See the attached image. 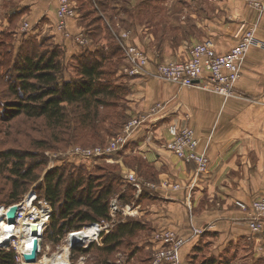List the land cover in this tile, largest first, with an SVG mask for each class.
<instances>
[{"label": "rangeland", "instance_id": "1", "mask_svg": "<svg viewBox=\"0 0 264 264\" xmlns=\"http://www.w3.org/2000/svg\"><path fill=\"white\" fill-rule=\"evenodd\" d=\"M242 1L255 14L264 16V10L254 8L255 6L250 0ZM193 2L194 0H72V6H76L79 17L78 19H71L68 22V28L71 21H77L81 16H84V18L86 16L88 18L84 22L86 33L84 30L72 33L70 28L67 32L62 31L60 28L61 20L58 15V5L57 31L62 35L64 40H68L78 48L86 50L85 53H79L73 58H67L63 47L55 42L49 32L34 34L37 28H41V21L35 25H31L30 21L20 18L15 20L16 28L14 34L11 35L9 31H3L0 34V207L8 209L12 205L20 204L33 189L43 188L40 191H43L41 193V196H43L44 188H46L45 175L49 171L54 170L55 172L58 170L59 173L55 175L56 177L64 174L63 191L73 182L76 183L77 180H81L82 178L84 183L76 189L75 193L79 197H85L88 193L86 188L90 180L93 181V193L99 194V192L109 186V179L116 178L114 193L109 197L110 204L113 200H117L120 209L118 213L111 216L109 206L110 222L115 223L113 231L117 225L128 221L140 222L144 228L139 230L134 236L124 238L121 245L112 252H108L104 248V238L107 235L95 243L86 254L81 250H85L91 245L84 247L77 244L75 248H71L68 257L72 264H155L157 255L160 260L159 264H161L162 259L172 249L176 251V261L174 263L172 260L164 261L163 264H176L177 261H179L178 264H204V262L209 264L211 260L214 264H259L254 263L255 251L250 241L239 240L233 242L225 251L223 250L222 253L217 254L206 243L202 242L199 246L197 245L199 241L193 242V238H198L204 234V228L198 229L191 226L190 235L192 237L188 238L182 235L180 231L178 232V230L160 226L154 220L156 219V214L158 215L159 212L155 209V205L159 201H162L159 198L160 196L163 199L165 197L171 199L173 197L177 198V194L182 193L186 195L188 202L193 198V187L190 188L189 185L184 186L182 184L186 181L179 177L177 172L180 169L176 165H172V162L168 160L169 157L164 160L168 164L162 166L157 164L161 159L165 158L162 155H156V158L160 159L158 161L156 159L155 161L153 159L148 160L149 157L147 155L153 148L152 144L148 143H161L162 145H159V147L162 150L166 151L172 158L178 159L179 162L181 161L188 165L186 166L188 169H194L190 168L191 166L189 165H195L197 175L207 173L210 159L208 157L207 145L205 147L201 146V140L195 128L184 122H170L168 119L170 114L163 115L165 104H157L146 114L143 112L138 113L132 108L129 99L134 94L132 83L136 81L137 77L150 74L160 78L157 75L158 65L189 61L194 46L203 43L205 40H211L214 43L218 54L228 55L240 44L241 37L252 36L256 43L247 49L238 63L240 75L232 83L233 89L230 96L216 92L214 85L208 80L205 82V84H208V89H205L203 86L200 87L199 80L195 82V86L186 87L185 89H201L222 97L228 103V107L230 106L233 110L231 114L232 123L238 124L235 127L236 134L241 135L245 140L254 142V145L250 144L249 146H255L257 138L259 140L264 139V92L263 96L247 97L239 94L237 91V84L243 77L242 69L244 68L243 64L245 63L248 51L254 46L264 48V42L257 38L256 34L258 33H256L257 27L255 24L241 22L236 33H234L236 44L226 53L218 50L212 38L201 42L198 40L193 45L185 46V49L181 52L174 51L182 59L156 64L152 72L153 74L147 72H149L154 59L152 60L148 51L140 46L142 44L135 43L133 40L132 42L130 41L132 36L137 35L136 38L138 39V37L144 35V30L146 29L143 32L140 27L145 24L149 35H151L150 40L154 38V41H151L157 50L158 46H161L163 42H174L175 44L177 42L178 44L184 42L186 44L187 41H190V36L183 32L182 22L187 23L190 15L188 7ZM7 7L10 8V6ZM227 21L228 24H233L232 21ZM94 30H96V34L92 36L91 31ZM127 32L130 33V36L124 39L122 35ZM90 37L94 40L92 41ZM195 37L200 38L199 36ZM85 40L87 42L83 43ZM23 45L25 46L23 48V56L27 53L35 55V49L41 55H50L53 52H58L61 63L59 81L63 83L81 81V63L92 62L90 60L99 61L104 72H106L104 80H109L113 86L112 88L119 89L118 96L120 95V97L109 99L112 105L106 108L101 107L98 119L92 124L90 120L83 122L78 117L81 113L80 105H67L65 107L67 121L58 126L50 125L46 118H29L23 115L8 120L9 112L6 109L9 107L7 106H10L17 100L15 95L10 93L9 89L13 83L18 84L16 81L18 72L14 63L18 59L17 56ZM132 45L144 52L149 63L147 62L145 65L138 66L130 59H127V48ZM86 53L90 54L87 55ZM84 56L86 59H83ZM161 80L172 84L163 79ZM172 85L175 84L173 83ZM177 87L184 89L179 86ZM240 107L244 108L241 114L239 113ZM156 108L159 110L155 115L153 114V110ZM183 117L177 120H187ZM134 121H138V123L130 130V142L121 151L112 154L111 160H88L87 158H75L71 156L70 153L76 148L82 150L107 148L115 139L122 138L119 136L124 135L125 131L127 132V128ZM258 121L260 124H257ZM172 126L189 128L194 131L199 141L198 152L207 156L208 164L206 167H200L195 162L181 160L169 149L171 137L168 130ZM166 132L169 135L167 139L164 136ZM156 140L157 142H155ZM9 152H19L25 156V159L23 161L14 159L12 158L13 154H8ZM255 153L254 149L250 154H245L253 156ZM17 169H21L22 172L32 169V176L35 180H32L33 178L21 179L15 172ZM131 174L135 176L137 183L141 184V188H136V183L130 178L128 179V176ZM161 175H163L164 179H162ZM15 181H20V184H18L21 185L19 191L24 193L18 202H13L12 198L15 193ZM263 195L264 190L249 203L236 200L233 204V206L240 210L250 213L251 218L248 221V226L254 235L261 234L264 229L261 232L253 231L251 225L253 214L243 210L238 205L241 203L253 204L255 201L261 199ZM54 212V217H57V211L54 210ZM146 216L147 219L151 220L148 221ZM189 216L192 218V215ZM53 222L54 220L51 223L50 220L48 221L49 225H47L49 227L45 230L43 236V246L42 252L39 253V261L58 254L61 251V247L67 243L70 234L79 232L89 226L85 225L79 229L73 227L61 238L58 233L53 231ZM168 234H170L169 237H167ZM171 236H173L174 241L172 242L176 246L182 242L178 248H173V243L168 242V238ZM17 243L18 239H15L13 243L0 249H3L4 253H16L15 264H20L15 248ZM191 244H194V247L197 245V247L193 249L192 253L187 255L188 259L185 260L186 257L183 255L184 249ZM73 249H75V252H73ZM68 258L62 264L67 263ZM43 262L44 264H49L45 261Z\"/></svg>", "mask_w": 264, "mask_h": 264}, {"label": "crops", "instance_id": "2", "mask_svg": "<svg viewBox=\"0 0 264 264\" xmlns=\"http://www.w3.org/2000/svg\"><path fill=\"white\" fill-rule=\"evenodd\" d=\"M57 6V0H0V34L3 31L14 34L15 20L20 18L30 21L31 25L41 21L42 29L37 28L34 34L49 32L55 42L63 47L67 58L85 53L86 50L64 40L57 31ZM188 11L190 15L187 23L182 22L183 32L190 36V41L186 44L177 42L176 45L174 42H163L157 50L152 43L154 38L150 40L151 35L145 24L140 27L141 31L146 29L142 37L138 39L137 35L131 37V42L133 40L135 43L142 44L140 46L148 51L152 60L154 59L147 73L153 74L156 64L182 59L174 51L181 52L185 46L193 45L198 40L201 42L212 38L220 52L230 51L236 44L234 33L241 22L255 24L257 38L264 42V16L255 14L242 0H194L193 4L188 7ZM227 20L232 21L233 24H228ZM84 22V16L77 21H71L70 31L78 33L84 30L86 33ZM243 66V77L237 84L238 93L247 97L263 96L264 48L251 47ZM132 85L134 94L129 100L135 111L146 114L157 104H165L163 115L170 114L168 117L170 122H184L195 128L201 140V146L207 145L210 159L207 173L197 175L195 165H189L194 169H188L186 167L188 165L172 158L162 150L159 147L162 144L157 140L155 141L157 144L148 143L153 147L147 155L148 160L158 161L160 159H157L156 155H162L165 158L157 163L162 166L168 164L164 160L169 157L168 160L172 162V165L180 169L177 172L179 177L186 181L182 184L193 187V198L188 202L186 195L182 193L177 194V198L171 199L167 197L163 199L160 196L162 201L155 205V209L159 212L154 220L160 226L178 230L188 238L192 237L190 235L191 226L198 229L204 228V234L193 238V242L199 241L197 244L199 246L204 242L217 254L225 251L233 242L250 241L255 251L254 263L262 262L263 264L264 231L261 234H252L248 226L250 213L240 210L233 204L236 200L249 203L264 190V139L257 138V144L249 146L254 145V142L245 140L241 135L236 134L235 127L238 124L232 123L233 110L220 96L196 88L179 89L150 74L137 77ZM243 110L244 108L240 107L239 113L241 114ZM182 116L187 120H177ZM257 124L260 122L258 121ZM164 136L166 139L169 138L167 132ZM254 149L256 153L253 156L245 154H250ZM161 176L164 179L163 175ZM189 215H192V218ZM197 245L194 247V244H191L184 249L185 260Z\"/></svg>", "mask_w": 264, "mask_h": 264}, {"label": "trees", "instance_id": "3", "mask_svg": "<svg viewBox=\"0 0 264 264\" xmlns=\"http://www.w3.org/2000/svg\"><path fill=\"white\" fill-rule=\"evenodd\" d=\"M85 20H88L86 16ZM95 32L96 30L91 31L92 36L96 34ZM24 47L23 45L17 56L18 59L16 58L17 60L14 63L18 72L16 78L18 84L13 83L9 89L17 100L7 106L9 107L6 109L9 112L8 120L23 115L29 118H46L50 125L58 126L67 121L65 111L67 105H80L81 113L78 117L83 122L90 120L92 124L98 119L101 107L106 108L112 105L109 99L120 97V95L118 96L119 89L112 88L110 81L104 80L106 72H104L99 61L90 60L92 62L81 63L80 75L82 80L63 83L59 81L61 63L58 52H53L50 55H41L35 49V55L27 53L23 56ZM11 153L9 152L8 154ZM12 154V158L19 161L25 159V156L19 152ZM8 158L10 157L8 156ZM32 171V169H29L22 172L21 169H17L15 172L23 180L28 178L35 180L32 176ZM58 173V170L55 172L53 170L45 175L46 188H44L43 196H41L43 191L40 192L43 188L36 190L39 199L47 203L53 210V215L50 218V223L54 220L53 231L62 238L73 227L79 229L85 225L99 222V220L110 219L109 197L114 193L116 178L109 179V186L104 188L99 194L93 193V181L90 180L86 188L88 193L85 197H79L75 193L76 189L84 183L82 178L77 180L76 183L73 182L63 191L64 174L56 177L55 175ZM18 184H20V181H15V193L12 196L13 202H18L24 194L19 191L21 185ZM54 210L58 213L57 217H54ZM141 229L144 228L140 222L128 221L120 223L111 234L104 238V248L108 252L114 251L121 245L124 238L134 236ZM93 246L94 244L81 251L86 254ZM73 250L75 252V249ZM16 258V253H4L3 249H0L1 264H15ZM209 262V264H214L212 260ZM206 263L204 262V264Z\"/></svg>", "mask_w": 264, "mask_h": 264}, {"label": "built area", "instance_id": "4", "mask_svg": "<svg viewBox=\"0 0 264 264\" xmlns=\"http://www.w3.org/2000/svg\"><path fill=\"white\" fill-rule=\"evenodd\" d=\"M58 1V15L61 20L60 28L62 31H68V22L71 19H78V11L76 6H72V0H57ZM252 4L255 6L254 8L264 10V0H250ZM263 7V8H262ZM130 36V33L127 32L122 35L124 39H127ZM240 44L232 50L230 54L220 55L217 53L214 43L211 40H205L203 43L195 45L191 52V59L189 61H180L176 63L170 64H160L157 66V75L170 83H174L175 85L179 86L180 88L186 87H193L195 86V82L197 80L200 81L199 86L208 89V84L206 80L211 82L214 87L215 91L219 94L230 96L232 94V83L237 79L240 75L238 71V63L241 61L243 55L247 51V49L256 43V41L252 38V36H244L241 37ZM85 40L83 43H86ZM127 59H130L138 66L145 65L149 60H147V56L144 55L139 48L134 47V45L129 46L126 51ZM203 82V83H202ZM159 109L156 108L153 110V114H156ZM138 121H134L131 125L127 128V132L125 134L115 139L107 148H95L93 150H82L80 148H76L72 150L71 156L78 158H87L88 160H111L110 158L113 157L117 151H121L130 141L129 138L131 137L130 130L133 126L137 125ZM169 135L171 137V141L169 143V149L181 160H185L186 162H195L200 167H206L208 164L207 156L200 154L198 152L199 141L196 138V135L192 129L189 128H178L177 126H172L169 130ZM131 179L133 182L136 183V188H141V184L137 183V179L133 174L128 176V179ZM23 204H30V207L35 211L37 214L41 213L47 215V220L49 221L53 215V210L47 204H42L40 201L37 191L32 190L23 201L18 204L19 211L17 215V220L15 223H11V231L14 230L16 226H18V221L22 218L20 209H22ZM17 206V207H18ZM240 206L243 210L249 211L253 214V220L251 222L252 229L255 232H261L264 228V195L261 199L255 201L253 204H244L241 203ZM11 208V207H10ZM8 208V209H10ZM5 207H0V223L9 222L8 219V212L5 214ZM111 216L119 212V206L117 200H113L110 204ZM9 211V210H8ZM36 217H32L31 221H36ZM38 223V222H37ZM49 225V224H48ZM47 225V227H48ZM46 227V228H47ZM93 227L95 231H93L94 237L88 238L89 240L84 243H77L79 246L88 247L89 245H93L99 242L103 236L110 234L114 227L115 223L110 222V219H104L99 222H95L90 224L85 229L75 232V233H82L89 231V229ZM40 230V228H39ZM46 230V229H45ZM3 231L2 227L0 226V233ZM72 233V234H75ZM70 234V235H72ZM170 234L167 235L169 237ZM12 239V238H11ZM17 239V236L12 239V241L8 244L0 243V248L6 247L13 243ZM174 241L173 236L168 238V242ZM1 242V240H0ZM167 242V243H168ZM174 247L178 248L179 245L182 243L180 242L177 246L174 242H172ZM76 244V245H77ZM14 246V245H13ZM176 251L172 249L169 251L165 257L162 259L161 264L164 261L172 260L173 263L177 259V255H175ZM156 262V263H155ZM155 264H159L160 260L158 255L156 256ZM177 261L176 264H178Z\"/></svg>", "mask_w": 264, "mask_h": 264}, {"label": "bare ground", "instance_id": "5", "mask_svg": "<svg viewBox=\"0 0 264 264\" xmlns=\"http://www.w3.org/2000/svg\"><path fill=\"white\" fill-rule=\"evenodd\" d=\"M18 205H12L10 209H5V214L10 211H12L13 208H16ZM22 209H20V212H22L21 216L22 218L18 221V226L14 228L13 231H11V222H3L0 223V226L2 227L3 231L0 233V240L1 244H8L12 241L15 236H17L18 243L15 245V248L17 250L18 259L20 264H28L24 257L28 254H31L35 249L38 250V253L42 252V246H43V236L45 233V229L48 224L47 215L44 213L37 214L33 209L30 207V204H23ZM18 208H20L18 206ZM9 210V211H8ZM32 217H36V221H31ZM38 222V223H37ZM32 226H37L40 228V236L36 237L33 235ZM93 231H95V228L91 227L89 231L82 232V233H75L68 236L67 243L64 244L61 247V251L58 254H55L54 256L44 258L43 260L39 261V254H38V260L36 263L31 264H44L43 261L49 264H62L64 260L69 257L71 245L72 243H84L87 242L89 239L94 237ZM12 238V239H11ZM66 257V258H65ZM65 260V261H66ZM64 264H72L69 261Z\"/></svg>", "mask_w": 264, "mask_h": 264}, {"label": "water", "instance_id": "6", "mask_svg": "<svg viewBox=\"0 0 264 264\" xmlns=\"http://www.w3.org/2000/svg\"><path fill=\"white\" fill-rule=\"evenodd\" d=\"M18 211H19V208L16 207V208H13L12 211H10L7 214L9 222H11V223L16 222ZM32 230H33L32 232H33L34 236H36V237L40 236V230L37 226H32ZM75 246H76V243H72L71 248H75ZM38 254H39L38 250L35 249L31 254L26 255L24 257V259L28 264L36 263L38 260Z\"/></svg>", "mask_w": 264, "mask_h": 264}]
</instances>
